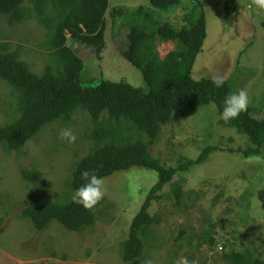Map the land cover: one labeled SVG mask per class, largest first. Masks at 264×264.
<instances>
[{
    "label": "rangeland",
    "instance_id": "1",
    "mask_svg": "<svg viewBox=\"0 0 264 264\" xmlns=\"http://www.w3.org/2000/svg\"><path fill=\"white\" fill-rule=\"evenodd\" d=\"M194 1L182 0L172 12L162 13L149 0H108L105 48L100 54L66 34V46L84 64L82 84L124 82L147 92L141 72L122 57L131 14L142 8L154 13L161 24L180 30L187 16L196 21L202 11L207 37L192 78H223L232 92L245 89L251 116L263 119L264 9L255 0H235L236 13L226 16V0H198L202 9L197 12ZM117 11L124 15L118 17ZM35 12L33 5L31 15L17 23L0 15V45L17 51L34 74L42 75L47 67H58L59 60ZM175 47L176 43L157 40L155 53L163 59ZM18 112L16 93L0 77V126L13 123ZM62 128L72 129L74 143L59 137ZM93 128L88 114L77 111L69 122L42 128L17 152H6L0 145V264H140L123 261L122 244L158 182L156 171L135 167L104 178L105 196L94 209L96 222L81 232L68 231L56 221L37 230L22 216L30 206L66 204L71 199L68 183L76 163L94 148L89 138ZM148 147L154 159L175 169L194 163L208 148L215 151L201 165L178 172L157 194L160 199L149 209L156 222L143 238L144 261L175 264L187 257L194 264H229L224 256L232 251L264 259V144L258 146L238 130L225 127L216 106L207 105L191 117L173 114ZM25 172H38L45 185L30 182Z\"/></svg>",
    "mask_w": 264,
    "mask_h": 264
},
{
    "label": "trees",
    "instance_id": "2",
    "mask_svg": "<svg viewBox=\"0 0 264 264\" xmlns=\"http://www.w3.org/2000/svg\"><path fill=\"white\" fill-rule=\"evenodd\" d=\"M26 1L30 6H25ZM181 2L149 0L154 10L162 13L172 12ZM194 2L193 11H200L201 4L198 0ZM33 5L35 16L47 30L59 65L47 67L42 75H36L19 59L17 51L0 45V77L11 84L19 106L17 119L0 126V145L6 152H17L42 128L56 122H69L77 111L88 114L94 125L89 136L94 148L75 165L68 183L72 193L86 182L81 177L84 171L94 172L103 179L135 167L158 173V182L133 219L128 239L122 244L124 262L144 264L143 238L149 236L156 222L149 209L160 199L157 194L178 172L201 165L215 151L208 148L194 163L187 162L175 169L166 168L154 159L148 146L158 140L173 114L191 117L200 108L215 105L220 115L224 98L232 92L226 82L217 88L213 79L196 81L192 78L195 60L207 37L204 13L200 11L196 21L187 16V24L180 30L168 23L161 24L154 13L142 8L131 14L127 48L122 51V57L141 72L148 86L145 92L124 82L101 81L95 86H84L81 81L84 64L66 46L68 33L71 39L95 47L97 54L103 51L108 0H0V15L7 16L12 23L21 22L31 15ZM236 11V1L226 0L225 15L231 16ZM116 15L124 13L117 11ZM157 40L176 43V47L160 59L155 53ZM220 123L238 130L258 146L264 144V118L254 119L249 109L234 120L220 119ZM24 175L32 183L45 185L38 172ZM176 194L181 193L178 190ZM95 207L85 209L70 199L66 204L46 202L30 206L22 216L29 218L37 230L56 221L68 231L81 232L96 222ZM224 258L229 264H264V259L237 251Z\"/></svg>",
    "mask_w": 264,
    "mask_h": 264
},
{
    "label": "clouds",
    "instance_id": "3",
    "mask_svg": "<svg viewBox=\"0 0 264 264\" xmlns=\"http://www.w3.org/2000/svg\"><path fill=\"white\" fill-rule=\"evenodd\" d=\"M257 6L264 9V0H255ZM212 83L217 88H221L225 81L223 78H215ZM250 103L248 92L241 88L229 93L223 100V109L220 113V119L225 122L234 120L238 116L246 112ZM59 137L68 143L76 141V135L71 128H62L59 131ZM82 179L86 182L74 190L72 194V202L83 206L85 209L95 207L105 196L104 179L97 176L94 172L84 171L81 173ZM144 264H152L151 259H146ZM175 264H194L187 257H180Z\"/></svg>",
    "mask_w": 264,
    "mask_h": 264
}]
</instances>
